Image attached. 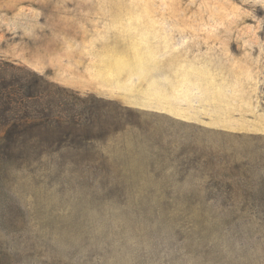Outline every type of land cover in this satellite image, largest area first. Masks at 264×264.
I'll return each instance as SVG.
<instances>
[{"label":"rangeland","instance_id":"374dc122","mask_svg":"<svg viewBox=\"0 0 264 264\" xmlns=\"http://www.w3.org/2000/svg\"><path fill=\"white\" fill-rule=\"evenodd\" d=\"M4 62L100 107L0 155V264H264V0H0Z\"/></svg>","mask_w":264,"mask_h":264},{"label":"trees","instance_id":"16d2710c","mask_svg":"<svg viewBox=\"0 0 264 264\" xmlns=\"http://www.w3.org/2000/svg\"><path fill=\"white\" fill-rule=\"evenodd\" d=\"M99 107L54 86L35 71L0 63V142L8 143L0 148V155L16 154L21 149L9 143L36 141L37 131L44 132L47 140H73V131L76 137L88 139L93 136L88 134L93 132Z\"/></svg>","mask_w":264,"mask_h":264}]
</instances>
